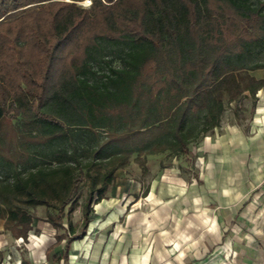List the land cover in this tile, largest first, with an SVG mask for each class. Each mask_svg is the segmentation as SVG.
<instances>
[{"label":"trees","instance_id":"trees-1","mask_svg":"<svg viewBox=\"0 0 264 264\" xmlns=\"http://www.w3.org/2000/svg\"><path fill=\"white\" fill-rule=\"evenodd\" d=\"M83 1L0 0V221L25 241L29 209L51 208L65 253L118 168L186 157L222 113L216 95L242 98L235 73L264 70V0ZM248 82L253 107L264 79Z\"/></svg>","mask_w":264,"mask_h":264},{"label":"crops","instance_id":"crops-1","mask_svg":"<svg viewBox=\"0 0 264 264\" xmlns=\"http://www.w3.org/2000/svg\"><path fill=\"white\" fill-rule=\"evenodd\" d=\"M235 76L244 90L237 109L250 100L245 91L248 77L262 80L264 70L238 71ZM260 97L264 100V87L256 93V101ZM216 98L222 103V113L212 131L195 143L197 153L206 158V174L189 184L177 177L175 168H164L160 178H152L145 188L149 211L140 213L138 220L146 227L123 235L120 242L110 238L101 258L98 245L89 264H209L211 253H215L213 264H264V103L259 108L251 102L255 114L243 119L233 117V104L225 90ZM114 200L105 197L99 202L109 207L103 202ZM134 203L128 200L126 206ZM125 213L117 209L111 214L116 215L113 222ZM94 215L92 210L88 231L99 225ZM73 242V251H78ZM59 244L58 240L43 249V243H31L21 261L8 259L6 250L11 244L0 243V264H77L70 256L71 244L66 253L65 244L54 253ZM83 246L85 251L90 248ZM231 254L234 258L226 263L222 257Z\"/></svg>","mask_w":264,"mask_h":264},{"label":"rangeland","instance_id":"rangeland-1","mask_svg":"<svg viewBox=\"0 0 264 264\" xmlns=\"http://www.w3.org/2000/svg\"><path fill=\"white\" fill-rule=\"evenodd\" d=\"M69 1V0H65ZM90 0H84L83 2L77 3L83 9H88L90 6ZM264 103L263 97H260L259 100L255 102L256 107H262ZM258 105V106H257ZM251 101L248 99L242 103V105L235 109V106H230V109L236 111L238 114L237 118H252L254 112L251 113ZM256 109V108H255ZM234 117V116H233ZM245 122H243V125ZM133 157L130 158L129 163L125 167L118 168L115 171V181L114 184L109 188L106 192L105 196L108 201L111 200V197H115L113 203L105 201L104 205H109L106 207H102L99 203L92 202L90 207L94 210V218L98 219L99 225L96 226L97 221H94L90 224V228H95L92 231H88L86 236L82 240H77L74 244V249L78 251H73L72 245L70 246V256H74L75 262L77 264H89L91 257L95 253V249L98 245L101 246L102 251H99L100 258L103 255L104 247L110 241V238H113V242H120L123 235L125 234H133L134 231L140 230V228H145L146 226L140 225L138 220L139 214L142 212L149 211V202L147 197L144 194V190L149 186L152 178H160L161 174L164 173V168H175L178 173L177 177L181 180H184L186 183H197L196 176H201L206 174V158L196 151V144L190 146V151L186 157H177V158H169L163 155L157 156H149L147 157L146 166L148 168V174L144 175L141 169L138 167L136 163L133 162ZM105 170L104 167L95 166L92 169V173H102ZM87 191V182H83L80 184L76 196L78 199V207L76 210L68 216V221L72 223L75 227L76 233H78L82 226V205L84 202V197ZM129 196V197H127ZM21 198H13V205H22ZM128 200L135 201L134 204L127 205ZM123 209L126 213L119 216L118 220L113 222V219L116 218L114 213L116 210ZM49 212L52 215L55 214V211L51 208H47L46 206H37L34 209H29V213L33 216V227L30 232V235L24 242L15 241L11 238L8 232L3 230V222L0 221V243H4L8 241V244H11L10 247L6 250V257L10 258H20L21 261L24 259V253H26L27 247L31 245V243H43L42 248L46 249L49 246H55L58 238L59 247H57L54 251L57 252L60 248L65 244L66 238L64 237L63 229H54L52 226L46 221V213ZM111 217L108 219V216ZM135 216L137 218H135ZM131 217L132 219H128ZM134 217V220H133ZM91 218V216H90ZM109 222V223H106ZM92 224H94L92 226ZM102 225V226H101ZM67 220H63V227L66 228ZM147 229V228H146ZM145 233V231H144ZM59 236V237H58ZM31 238L33 239L31 241ZM61 241V242H60ZM82 242V243H80ZM153 242H151L152 244ZM86 244V248L90 246V248L85 251L82 246ZM84 247V246H83ZM82 248V249H81ZM80 249V250H79ZM44 251V250H42ZM41 252V251H40ZM39 252V253H40ZM42 253V252H41ZM215 253H211L208 258V263L213 264L215 261L214 258ZM47 258V257H46ZM234 258V254L225 255L222 257L224 261L227 263L230 262ZM216 262V261H215ZM214 262V263H215ZM100 263V260H99ZM23 264V263H22ZM47 264V263H45ZM68 264V261L66 263ZM110 264V263H109Z\"/></svg>","mask_w":264,"mask_h":264},{"label":"built area","instance_id":"built-area-1","mask_svg":"<svg viewBox=\"0 0 264 264\" xmlns=\"http://www.w3.org/2000/svg\"><path fill=\"white\" fill-rule=\"evenodd\" d=\"M30 235V232L28 233V236ZM27 236V237H28ZM15 241H21V242H24L21 238H19V239H14ZM8 259H10V257H8ZM15 264H20V262L18 261V262H16Z\"/></svg>","mask_w":264,"mask_h":264},{"label":"bare ground","instance_id":"bare-ground-1","mask_svg":"<svg viewBox=\"0 0 264 264\" xmlns=\"http://www.w3.org/2000/svg\"><path fill=\"white\" fill-rule=\"evenodd\" d=\"M105 203V202H104ZM94 224H92V226H93ZM75 247V246H74Z\"/></svg>","mask_w":264,"mask_h":264}]
</instances>
